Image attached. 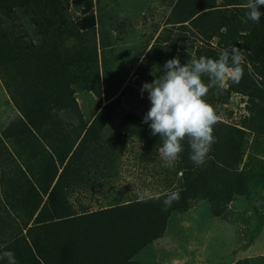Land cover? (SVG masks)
Returning a JSON list of instances; mask_svg holds the SVG:
<instances>
[{"label":"trees","instance_id":"16d2710c","mask_svg":"<svg viewBox=\"0 0 264 264\" xmlns=\"http://www.w3.org/2000/svg\"><path fill=\"white\" fill-rule=\"evenodd\" d=\"M246 5L247 0H174L168 16L176 30L189 25L199 39L191 54L178 48L180 38L170 41L171 59L179 57L181 65L193 54L218 59L231 46L245 51L242 79L229 81L219 96L221 104L231 94L246 97L249 116L241 128L218 120L216 142L200 166L190 159L189 139L181 142L180 198L166 210L163 201L172 192L88 212L76 210L67 195L76 176L102 157L104 128L128 86L102 107L98 99L87 117L72 96L71 84L84 80L83 87L99 97L92 52L82 39L96 26L91 0H0V81L18 114L0 133V257L11 251L16 264H139L136 255L163 236L172 215L185 213L206 190L223 205L228 195L261 189L263 182L242 156L246 134L264 140V15L251 21ZM70 7L80 12L78 18H71ZM258 10L264 13V6ZM202 82L208 84L209 77ZM144 115L124 116L120 129L159 151L163 139L151 134ZM0 264H8L7 258Z\"/></svg>","mask_w":264,"mask_h":264},{"label":"rangeland","instance_id":"374dc122","mask_svg":"<svg viewBox=\"0 0 264 264\" xmlns=\"http://www.w3.org/2000/svg\"><path fill=\"white\" fill-rule=\"evenodd\" d=\"M173 2L91 0L96 26L82 39L92 52L91 71L98 78L99 97L83 87L84 80L71 84L72 96L87 117L98 99L102 107L119 96L125 86L128 90L104 128L101 142L105 150L100 161L76 176L75 187L67 195L76 210L90 212L174 192L183 183L177 161L170 165L160 151L145 148L136 137L120 129L124 116L146 114L151 107L148 93L141 94L140 90L143 83H151L162 75L158 69L173 56L170 41L180 38L178 48L189 54L200 45L194 36L196 30L189 25L186 31H179L169 23ZM69 14L72 19L80 16L74 7L69 8ZM152 44L155 46L151 53L144 57ZM90 77L93 83L95 77ZM225 88L215 83L204 99L214 107L218 120L241 128L249 116L247 99L231 94L221 104L219 96ZM17 115L0 81V133ZM244 138L242 164L263 182L261 189L250 190L246 195H228L223 205L211 197V190H206L202 199L185 213L172 215L163 236L139 252L135 262L234 264L252 259L261 260L255 264H264V140L255 139L250 133ZM3 146L8 149L9 143L3 141Z\"/></svg>","mask_w":264,"mask_h":264},{"label":"clouds","instance_id":"9594fccd","mask_svg":"<svg viewBox=\"0 0 264 264\" xmlns=\"http://www.w3.org/2000/svg\"><path fill=\"white\" fill-rule=\"evenodd\" d=\"M264 6V0H247V17L253 22H259L264 13L259 11ZM246 61L245 51L235 46L221 51L218 59L195 54L191 61L181 65L179 57L167 60L158 78L151 83H143L141 94L148 93L151 107L143 117L144 123H149L151 134H159L163 145L159 151L171 165L178 159L182 151V141L187 137L192 149L190 159L200 166L205 162L212 144L216 142L213 136V125L219 117L212 105L204 97L217 82L227 86L228 82L239 83L243 77L242 65ZM209 77V83L202 82V76ZM179 192H172L164 199V210L179 201ZM0 258H7L8 264H16L15 254L5 251Z\"/></svg>","mask_w":264,"mask_h":264}]
</instances>
